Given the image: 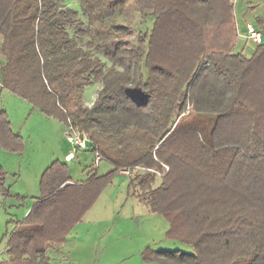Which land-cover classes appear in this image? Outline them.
Segmentation results:
<instances>
[{"label":"trees","instance_id":"16d2710c","mask_svg":"<svg viewBox=\"0 0 264 264\" xmlns=\"http://www.w3.org/2000/svg\"><path fill=\"white\" fill-rule=\"evenodd\" d=\"M80 1L86 22L64 0H0V77L46 114L69 118L112 168L68 183L66 163L52 161L0 264H49L112 174L161 163L169 171L157 185L150 171L131 181L167 218V234L192 251L146 249L145 260L264 264V41L249 56L231 38L209 41L205 28L227 19L217 0H133L151 28L128 46L129 27L111 23L115 38L104 50L103 0ZM95 82L87 105L84 87ZM22 144L0 110V145Z\"/></svg>","mask_w":264,"mask_h":264},{"label":"rangeland","instance_id":"374dc122","mask_svg":"<svg viewBox=\"0 0 264 264\" xmlns=\"http://www.w3.org/2000/svg\"><path fill=\"white\" fill-rule=\"evenodd\" d=\"M71 8L79 11L86 22L87 14L81 11L80 0H64ZM116 5L115 12L109 14L107 5ZM222 0H217L216 8L225 22L216 26H207L205 35L210 41L218 34L223 39H232L235 51L249 56L255 45L245 37L246 24L252 23L263 33L264 0H228L226 9ZM101 10L106 13L101 46L108 50L115 37L108 31L111 23L129 27L124 38L128 46H134L139 32L148 31L152 18H144L134 5L133 0H103ZM83 6V5H82ZM222 17V18H223ZM96 25V20H93ZM112 34V36H111ZM98 42L97 34L95 35ZM1 42V38H0ZM3 57L0 56V65ZM0 82L1 77H0ZM99 83L84 87L82 98L89 105L94 100ZM189 107L187 106V109ZM186 109V112H187ZM0 110L7 114L10 127L22 137V148L10 151L0 145V263L8 258V242L16 228L17 221L27 214L35 198L40 195L39 180L43 170L54 160L62 159L73 149L63 136V123L46 114L27 99L0 84ZM74 158L66 160L70 178L84 182L94 172L102 175L111 170V164L105 159L94 163L91 150L74 149ZM160 169L141 165L119 169L105 183L91 207L75 223L67 234L65 243L50 252L49 264H164L161 261H148L143 257L146 249L192 251L185 242L170 237L167 218L153 212L147 203V195L138 190L131 181L135 174L153 172L158 179L169 171V166L160 164Z\"/></svg>","mask_w":264,"mask_h":264},{"label":"built area","instance_id":"2783aa9c","mask_svg":"<svg viewBox=\"0 0 264 264\" xmlns=\"http://www.w3.org/2000/svg\"><path fill=\"white\" fill-rule=\"evenodd\" d=\"M245 37L252 40L253 42H261L263 33L252 23H247ZM0 84L3 85L1 82ZM63 136L73 147V151L74 149L93 151L94 163L96 165L100 162V160L104 159L96 143L90 140L88 135L79 129L78 126L74 124L69 118H67L66 122L63 123Z\"/></svg>","mask_w":264,"mask_h":264},{"label":"crops","instance_id":"0c3cea01","mask_svg":"<svg viewBox=\"0 0 264 264\" xmlns=\"http://www.w3.org/2000/svg\"><path fill=\"white\" fill-rule=\"evenodd\" d=\"M74 156H75V155H74V151H73V149H70L69 151H67V152L64 154V156H63L62 159H56V160H60V161L66 163V160L73 159ZM75 182H80V181H74V180H72V179H71L70 181H68V183H75Z\"/></svg>","mask_w":264,"mask_h":264}]
</instances>
